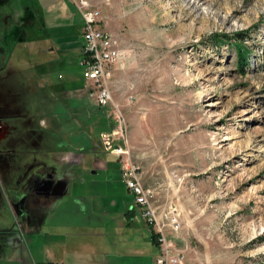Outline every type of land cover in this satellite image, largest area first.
<instances>
[{"label": "rangeland", "instance_id": "obj_1", "mask_svg": "<svg viewBox=\"0 0 264 264\" xmlns=\"http://www.w3.org/2000/svg\"><path fill=\"white\" fill-rule=\"evenodd\" d=\"M1 1L0 37L8 40L6 45L0 40V66L18 65L22 74L17 77L34 76L41 83V75L31 72L25 30L34 18L40 24L45 1ZM67 1L81 16L74 1ZM87 1L100 11L99 28L118 41L124 59L112 68V103L106 113L77 116L79 129L67 109L82 111L77 100L83 96L97 106L79 63L82 49L79 58L74 52L80 35L74 29L50 32L68 33L65 42L71 48L65 52H54L63 41L37 44L50 50L37 59L47 61L44 79L51 87L36 89L34 100L51 101L67 150L77 154L76 147H82L76 158L84 161L72 171L74 179L67 178L68 193L55 210L63 217L55 224L91 221L101 226L106 219L100 210L130 207L133 196L121 179L124 157L111 152L118 146L140 166L143 186L155 192L153 208L167 239L183 253V264H264V0ZM4 16L9 17L5 25ZM23 16L25 24L19 19ZM35 31L41 35L40 27ZM213 34H226L230 40L217 43ZM240 38L249 53L242 73L231 45ZM11 80L23 84L22 79ZM25 84L29 89L30 83ZM62 86L70 93L59 97ZM107 117L114 146L104 152L101 134L109 130ZM63 155L52 161L44 159L45 153L39 156L60 172L65 167L55 162ZM96 160L107 169L97 170ZM6 193L10 201L18 196ZM10 207H3L7 221L19 228L20 219ZM134 210L141 222L140 208Z\"/></svg>", "mask_w": 264, "mask_h": 264}, {"label": "crops", "instance_id": "obj_2", "mask_svg": "<svg viewBox=\"0 0 264 264\" xmlns=\"http://www.w3.org/2000/svg\"><path fill=\"white\" fill-rule=\"evenodd\" d=\"M44 1V5L39 10L41 14L40 24L34 21L35 18L31 20L33 23L26 30L27 38L25 40L31 46L28 52L29 56H27L31 72L41 75V83L37 84L34 76H31L30 79L26 78V75H19L17 77L16 74L18 72L22 74V69L18 65H15L17 68L7 65L0 66V76L7 71L8 76L14 79L13 81L16 78L22 79L23 84L20 86L26 85V82L30 83L29 89L27 86L23 87L27 95L28 114L41 120V126L39 125V127L41 128L42 136L41 145L38 143L35 146H30L31 150L33 152L39 151L45 153L46 157L44 159H51L50 161L56 159V154H66V156L63 155L61 161L55 162V164L65 167V186L55 200V203L46 212L31 216V220H20L21 226L17 228L18 224L16 225V229L18 230L14 234V240L0 244V264H155L160 254L156 234L143 219L141 209L139 210L141 222L136 218L134 210L136 206L133 203V199L130 200L132 204L127 210H100L101 216L106 219L105 223L101 226L92 225L91 221L87 225L69 222H58L55 224L56 218L63 217L62 214H56L55 210L60 201L68 193L69 184L67 183V178L70 177L73 180L74 175H72V171L80 167L84 161L76 158L77 155L82 156V147H76L77 154H70L67 150L64 135L62 134V123L57 117L58 115L53 111L51 101L45 100L44 97L41 101L36 102L34 100L33 95L36 89L51 87L50 82L44 79L47 72L45 68L47 61L44 63L43 60H38L40 56H44L45 51L49 52L50 50L37 48V44L45 41L49 43L52 40L63 41L62 45L60 43L55 44L54 52H65V49L71 48V45H68L67 41L65 42L69 37L68 33L50 35V32L74 29V32H78L81 38V42L77 46L78 48H74V52L79 58L82 46V19L67 0ZM36 26L41 28L40 36L35 31ZM19 56L18 59L20 61L23 58H19ZM11 68L15 70L10 72ZM59 88L57 93L59 97L70 93L69 91H65L63 86ZM83 98L77 100L78 105H82L83 107L82 111L76 109L74 113L72 110L67 109V112L72 113L74 124L79 129V124L82 121H79L77 116H92L94 112L103 113V111L106 113L105 109L99 108L97 104L95 106L93 102L87 100L84 96ZM108 120L109 130L102 133L101 138L110 136L112 131L111 119L108 118ZM87 125L91 130L92 127L89 124ZM48 133H55L53 140L45 139ZM102 144L104 152H108L114 146L110 139H107V143L102 141ZM66 157L68 158L66 159ZM97 160L95 161L96 166H94L97 170L107 169L105 162ZM127 194L132 195L128 190ZM17 199L18 196L14 197L13 201ZM10 202L12 201L5 196L0 199L1 233H4L3 231L10 222L9 220L7 221V214H5L7 210L3 208L5 205L10 206ZM111 206H116L113 200H111ZM10 212L14 214L12 211ZM89 213L92 214V211L90 210ZM93 213H98V210L93 211ZM108 217L110 219H107ZM114 222L117 223L115 224Z\"/></svg>", "mask_w": 264, "mask_h": 264}, {"label": "flooded vegetation", "instance_id": "obj_3", "mask_svg": "<svg viewBox=\"0 0 264 264\" xmlns=\"http://www.w3.org/2000/svg\"><path fill=\"white\" fill-rule=\"evenodd\" d=\"M8 18H2L3 25ZM19 19L25 24L24 16ZM0 40L6 45L8 38L2 34ZM9 81L6 71L0 76V199L7 196V191L18 195L17 200L10 202L11 211L16 219L31 220V216L46 212L55 203L65 186V174L41 161L42 152L31 150L30 146L41 140V128L28 114L24 86ZM28 157L32 159L29 162ZM3 232L0 227V244L13 241L16 224L9 223Z\"/></svg>", "mask_w": 264, "mask_h": 264}, {"label": "built area", "instance_id": "obj_4", "mask_svg": "<svg viewBox=\"0 0 264 264\" xmlns=\"http://www.w3.org/2000/svg\"><path fill=\"white\" fill-rule=\"evenodd\" d=\"M78 7L82 19V47L79 60L84 70V78L91 95L100 108H107L112 103V94L109 87L112 68L121 64L123 52L119 48L118 41L109 33L99 28L102 21L100 11L92 9L87 0H73ZM117 120L124 128V120L118 116ZM123 123V124H122ZM123 125V126H122ZM122 130V129H120ZM113 134L119 135V132ZM117 157H124L121 166V179L126 189L132 194L133 202L142 211V217L154 230L160 249V254L155 264H183L184 255L169 242L163 231V225L159 223L153 202L155 192L146 188L141 183V168L133 163L128 151L121 147H114L111 151Z\"/></svg>", "mask_w": 264, "mask_h": 264}, {"label": "trees", "instance_id": "obj_5", "mask_svg": "<svg viewBox=\"0 0 264 264\" xmlns=\"http://www.w3.org/2000/svg\"><path fill=\"white\" fill-rule=\"evenodd\" d=\"M242 34H237V37L241 36ZM212 39H215L217 43H227L229 37L226 34H213L211 37ZM237 53L238 57V65H239V71L242 73L244 72L245 66L247 65V56L249 55L248 53V48L245 47V44H243V40L237 39L233 44H231Z\"/></svg>", "mask_w": 264, "mask_h": 264}, {"label": "water", "instance_id": "obj_6", "mask_svg": "<svg viewBox=\"0 0 264 264\" xmlns=\"http://www.w3.org/2000/svg\"><path fill=\"white\" fill-rule=\"evenodd\" d=\"M103 139H104L105 143H107V139L109 140V136L108 137H104Z\"/></svg>", "mask_w": 264, "mask_h": 264}]
</instances>
